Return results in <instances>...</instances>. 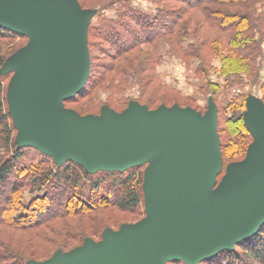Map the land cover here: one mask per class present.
<instances>
[{"label":"water","instance_id":"water-1","mask_svg":"<svg viewBox=\"0 0 264 264\" xmlns=\"http://www.w3.org/2000/svg\"><path fill=\"white\" fill-rule=\"evenodd\" d=\"M0 0V27L25 36V49L3 74L19 147L30 146L56 163L67 159L89 172L125 171L149 164L144 175L145 217L95 243L56 251L29 264H199L231 251L264 226V109L243 115L253 138L245 159L222 170L216 107L155 110L130 103L99 116L66 110L89 76L83 23L95 11L75 0Z\"/></svg>","mask_w":264,"mask_h":264},{"label":"trees","instance_id":"trees-1","mask_svg":"<svg viewBox=\"0 0 264 264\" xmlns=\"http://www.w3.org/2000/svg\"><path fill=\"white\" fill-rule=\"evenodd\" d=\"M77 1L82 7L90 3ZM148 1L158 7L153 17L132 7V0H97L99 11L117 5L120 9L114 19H100L95 28H89L88 46L90 50L91 46L97 48L101 61L97 57L91 59L83 89L64 102V106L96 101L104 84L120 91L129 76L135 79L141 93L152 82L174 93L159 82L156 73L163 44L186 64L196 60L194 75L198 79L208 77L211 60L219 59L222 91L219 84L208 79L203 85L214 97L227 98L234 88L258 84L260 64L264 61V0ZM203 26L210 32H204ZM20 39L27 38L0 27V230L24 234L31 245L51 241L54 234L56 240L61 234H67L69 239L79 238L80 245L85 240L79 233L71 232L73 226L66 221L109 209L142 218L146 165L125 171L89 172L69 159L56 163L34 147H19L6 98V81L8 77L10 81L12 73L3 74L2 68L18 50L14 51L10 43ZM260 90L264 100V85ZM230 97L221 120L226 136L221 153L226 163L234 157H245L253 142L243 117L246 96L242 93ZM26 192L33 196L27 202ZM102 235V231L96 233L100 238ZM21 252L19 247H11L0 239V264L32 262ZM199 264H264V226L233 250L220 252Z\"/></svg>","mask_w":264,"mask_h":264},{"label":"rangeland","instance_id":"rangeland-1","mask_svg":"<svg viewBox=\"0 0 264 264\" xmlns=\"http://www.w3.org/2000/svg\"><path fill=\"white\" fill-rule=\"evenodd\" d=\"M64 1L67 4H70L68 0ZM75 1L81 11H95V13L89 19H86L83 23L84 27H87L86 44L90 68L91 59H93L94 61L96 57L99 59L100 56L97 53L96 47L91 46L90 50L88 46V30L89 28H95L98 25L100 19H114L116 12L120 9V6L117 5L116 7L109 8L104 11H99L96 9L98 5L96 3L97 0H89L90 3H86L85 5H83V7L79 5L77 0ZM132 7H134L137 11L148 15L149 17L155 16L158 9L156 4L149 2L148 0H132ZM196 17L199 18L198 15H196ZM198 18H195V20H197ZM203 29L204 32H210L207 26H203ZM28 42V39H20L14 43H10L11 46H13L14 51L17 49L18 50L15 52L13 51L14 53L10 57H8L7 60L14 57L23 49L25 50L16 59H21L26 56L29 51ZM186 44L187 43H184L183 46L185 47ZM159 56L160 60L156 69L158 80L166 88L174 91V93L163 89L157 82H152V84L141 93L137 83H135V79L132 76H129L127 78L126 85H124L120 91H116L114 88H110L107 86V84H104L98 90V98L96 101H92L90 103H87L88 101L83 102L82 105H65L64 108L78 114L79 116H99L103 109H108L115 113H121L127 109L130 103H132L138 104L139 106L143 107L147 106V109L149 108L148 110L150 111L155 110L161 106H178L180 108H190L204 115L208 107L210 105H214L216 107V122L217 133L220 142V152L221 144L225 142L226 137L222 132L223 126L221 120L222 118H224L222 111L225 108L226 103L231 99L230 96L241 95L243 93L246 96V100L248 101L251 110L260 109L258 102L264 109V100H262V92L260 90V86L264 85V61L260 64L261 77L258 84L234 88L231 90L230 96H227V98H223L221 95H217L215 97L213 95H210L207 92L206 88L203 86L205 84V81L208 79L211 83L219 84L220 91H222L223 79L219 75V59L214 58L213 60H211L212 68H210L208 77L198 79L194 75V69L197 64L196 60H191L188 64H186L178 56L172 55V53L170 54L167 45L164 44L159 48ZM10 81L8 77L6 81V93L8 91ZM246 112L247 110L245 108L243 113L245 114ZM226 117H229V113L226 114ZM245 157H234L232 158V160H229L230 162L227 163L222 159L221 172L223 173H220L218 175L217 185L226 175L228 168L234 164L241 163L245 159ZM151 162L152 160L148 164H146V168L149 164H151ZM31 197L33 196L26 192L24 194V201L27 202L29 199H31ZM144 217L145 214L142 218H140V216L138 217L133 213L120 212L116 209H109L97 212L91 217H76L72 220H69V222L66 221V223H70L71 226H73L72 229L70 228L71 232L79 233L80 238L83 239V241L92 240L93 242L97 243L102 240V238L96 236L97 232H116L122 226L135 224L141 221ZM24 236V234H11L6 231L0 230V239H2L6 243H9L11 247H19L22 250V255L27 259H31L32 262H43L49 259L56 251L68 252L83 245V243L80 245L78 244L77 240L79 238L69 239V237H67V234H61L60 239L58 240H56L55 234L51 235V241H47L38 245L29 244Z\"/></svg>","mask_w":264,"mask_h":264}]
</instances>
